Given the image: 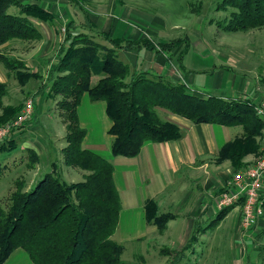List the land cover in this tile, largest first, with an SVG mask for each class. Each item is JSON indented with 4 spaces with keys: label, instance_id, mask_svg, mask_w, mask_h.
Listing matches in <instances>:
<instances>
[{
    "label": "trees",
    "instance_id": "16d2710c",
    "mask_svg": "<svg viewBox=\"0 0 264 264\" xmlns=\"http://www.w3.org/2000/svg\"><path fill=\"white\" fill-rule=\"evenodd\" d=\"M71 1L81 5L85 0ZM217 9L225 12L218 25L227 32L264 28V0H222ZM54 21L51 12L31 0H0V46L11 41L34 44L43 37L38 22L51 25ZM62 35L56 64L36 94L48 88L47 96L58 98L56 103L66 128L64 162L81 170L83 179L67 182L54 169L30 184L25 178L16 180L7 198V209L0 205V264L18 248L25 250L34 264H126L122 262L124 244L113 239L122 208L113 178L114 165L83 145L86 130L78 116L83 95L88 93L92 102L106 103L112 121L109 132L113 136V156L132 158L147 141L181 139L184 131L163 115L169 113L194 124L240 126L242 133L226 142L216 158L218 163L229 161L238 171L245 167L243 160L247 155L259 156L264 152V120L247 98L202 96L182 82L138 71L120 58V51L157 49L159 46L149 39L114 38L100 31L87 14L81 24H67ZM187 40L181 37L159 44L162 49L171 50L183 42L188 46ZM0 62L21 86L44 78L19 58L3 52ZM94 76L98 79L92 83ZM6 93L7 83H0V127L14 120L25 106L23 102L3 105ZM18 147L15 138H5L0 142V153ZM26 150L27 161L24 162V156L20 160L26 171H34L39 155L33 148ZM5 168L0 161V173ZM144 208L148 224L159 232H164L168 221L175 217L161 212L152 198L146 200ZM231 208L220 210L211 226L216 227ZM261 218L264 222V202ZM195 239L197 236L193 235L189 244ZM177 255L183 256V251ZM173 260V264L178 261Z\"/></svg>",
    "mask_w": 264,
    "mask_h": 264
},
{
    "label": "crops",
    "instance_id": "0c3cea01",
    "mask_svg": "<svg viewBox=\"0 0 264 264\" xmlns=\"http://www.w3.org/2000/svg\"><path fill=\"white\" fill-rule=\"evenodd\" d=\"M31 2L37 3L51 12L55 21L51 25L42 23L41 32L43 37L38 41L39 44L33 49L34 52L27 53V56L20 60L25 62L26 66L33 72L37 71L45 78L50 76V72L56 64L58 59L56 51L58 44L62 41V33L65 32L67 24L73 21L79 25L76 22L83 19L81 13L76 10L79 7L84 14V18L87 14L90 21L100 31L107 34L110 33L114 38L149 39L159 46L154 50L142 48L133 51H120L119 54L121 53L120 55H122L126 63L130 64L134 69L157 73L171 80L182 82L189 88L192 87L194 93L202 96L215 95L213 92H220L218 96L232 99L244 97L255 105L264 101L263 95L253 93L255 92L254 85L250 83L243 82L242 87L236 91V85L226 88L221 72L224 68L220 66L221 64H218L220 68L216 69V72L203 74L202 71H207V69L202 68V62L199 58L200 65L195 68L189 56L192 51L190 43L187 46L183 42L171 50L162 49L160 42H169L175 38L161 39L158 35V30L155 28H150V30L140 29L137 26V21L141 20L139 19L140 16L136 15L138 13H134V11L126 12L128 0H118L114 4L116 5L115 7H107L102 12L99 9H95L94 4L84 6L83 4L73 3L71 0H31ZM118 6L120 7L117 8ZM7 45L9 44L0 46V49ZM196 48H199L198 51L202 55V46ZM207 51L203 50L205 53ZM46 65H48V71L44 74L43 71ZM202 74L205 78H203ZM7 75L8 73L0 67V83L6 82ZM29 83L31 82L26 85L28 86ZM231 89L233 90L230 93ZM45 93L47 95V92ZM45 93L42 95L45 96ZM40 94H36L35 99ZM53 99L56 101L58 98L53 97ZM164 114L166 118L181 127L184 131L183 137L177 141L160 143L147 141L136 157L128 158L113 156L112 154L113 136L109 132L112 127V121L106 112V103L104 101L92 102L88 93H85L78 107L80 124L86 130V136L83 141L84 147L94 151L114 165L113 178L122 203L119 219L121 228L119 235L122 240L136 239L139 241L147 238L149 234L167 237V240L176 238L174 231V223L176 221H173L177 219V214L165 209L163 213L170 212L175 217L168 221L164 232H159L154 225L148 224L144 207L146 200L150 198L157 201L159 209L162 203L166 204L167 207L178 200L182 203L186 197L181 195L177 198L183 192L177 176L183 169H189L192 175L191 179H194L193 185L199 190L191 199L190 206L192 209L189 214H197L198 218L202 216V218L198 219L202 220V223L205 221L206 215L207 218L212 216V203L216 205L218 211L225 209L218 207L219 197L222 193L228 192L229 189L232 191L231 181L236 170L229 161L218 163L216 158L226 142L240 135L241 130H234L238 126L228 127L210 123L194 124L178 115ZM33 116H36L35 112ZM29 126L31 125L29 124ZM30 128L31 130L35 129ZM10 138H15L18 146L22 149L33 148L29 139H27V128L26 132L21 136L13 134L12 136L10 135ZM34 150L37 151L36 149ZM252 156L253 154H249L244 158L245 164L251 162ZM33 181L34 178L28 184ZM230 207L232 208L218 223L217 227L222 228L223 225H227L230 231L234 233L235 231L233 230H238L241 226L242 212L239 204H234ZM186 219L187 224L183 225L182 241L177 243L178 249L186 248L192 237L190 232L193 230V224L196 220L194 217ZM252 232L253 230H248L245 235H242V233L233 234L238 240L236 244L238 245L237 251H239V255L237 254L236 261H238V257L241 258L237 264H245L249 260L251 263L254 262L252 256L255 250L249 248L253 243ZM30 261L28 253L18 248L11 252L4 264H31Z\"/></svg>",
    "mask_w": 264,
    "mask_h": 264
},
{
    "label": "rangeland",
    "instance_id": "374dc122",
    "mask_svg": "<svg viewBox=\"0 0 264 264\" xmlns=\"http://www.w3.org/2000/svg\"><path fill=\"white\" fill-rule=\"evenodd\" d=\"M116 1L118 0H85L83 5L94 4L95 9H99L102 12L107 7H115ZM221 1L128 0L126 12L134 11V13H138L136 15H139L141 20L137 21V26L140 29L145 28L147 30L155 28L158 30L157 32L161 39L167 40L181 36L187 38V41L192 45V51L189 56L194 67L196 68L200 65L199 58L202 62V68H206L210 73L216 72V69L220 68L218 64H221L220 66L224 68L221 72L226 88L236 85V91L242 87L243 82H247L254 85L255 92L253 93L264 96V28L251 29L245 32H227L218 25V21L225 16L224 11L217 9ZM76 10L81 13L83 18L76 23L81 24L84 21V14L79 7ZM41 25L42 23L38 22L37 27L40 31L42 30ZM37 44L39 43L11 41L6 48H1L0 52L13 58L21 59L27 56V53L34 52L33 49L36 48ZM198 46H202V55L198 51L199 48H196ZM203 50L208 51L205 53ZM120 58L125 61L122 55H120ZM0 67L8 73V69L2 62H0ZM47 67L48 65L45 66L44 74L48 71ZM203 74H207V72H203ZM44 78L32 79L29 81L31 83L28 86H21L13 75H7L8 93L3 98V105H18L20 102L25 103L27 100L32 99L36 115L33 116V113L22 125L12 129V134L10 135L21 136L26 132L27 128V139H29L33 149L38 151L39 163L34 171H26L23 165L27 161L25 157L26 148L22 149L19 147L11 152L0 153V161L6 166L3 172L0 173V205L5 210L7 209V198L13 191L16 180L20 177L25 178L27 183L33 178L38 181L46 173L56 169L61 178L67 182L74 183L83 179L81 170L67 166L64 162L63 148L67 144L64 139L66 128L56 101L51 96L47 97L45 93L47 89L43 92L45 96L42 93L35 99V92L38 90L40 82L45 80ZM203 78H205L204 75ZM97 79L98 77L95 76L92 83H95ZM190 89L192 90L193 88L190 87ZM213 93L219 95L220 92ZM30 127L35 129L31 130ZM234 130H241L240 134L242 133L240 126ZM262 142H264V139H262ZM22 156H24L23 163L20 160ZM259 156L253 155L251 162L246 163L245 166L251 165ZM191 176L189 169H183L177 176V180L181 183L180 187L183 190L177 198L181 195L186 197L182 203L178 200L168 207L163 203L160 206L162 212L165 209H169L166 211H171L178 215L177 219L173 221H176L174 223L176 238L167 240V237L149 234L147 238L139 241L136 239L122 240L119 235L121 230L119 224L113 239L125 246L122 262L134 264L144 261L146 262L145 264H173V259L177 258L178 261L174 264H237L241 260L238 257V261H236L239 251H237L238 245L236 244L238 240L234 236L235 233L245 235L246 232L242 231L243 228L241 226L238 230H233L235 231L234 233L230 231L227 225H223L222 228L212 227V220L216 219L219 213L213 203L211 204L213 214L211 217L209 216L210 218H207L206 215L203 223L201 222L202 220H198L202 216L198 218L197 214H189L192 209L190 206L191 199L193 195L199 192L193 185L194 179L192 180ZM188 217H194L196 220L190 233L192 236L196 235L197 239L192 241V243L190 242L193 246L188 243V248L178 249L177 243L182 241L183 225L187 224L186 218ZM253 228L251 233L253 243L249 248L255 250L252 256L254 262L251 263L249 260L245 264H264V222L262 218ZM182 251L183 256L179 257L177 252ZM30 262L34 264L32 260Z\"/></svg>",
    "mask_w": 264,
    "mask_h": 264
},
{
    "label": "built area",
    "instance_id": "2783aa9c",
    "mask_svg": "<svg viewBox=\"0 0 264 264\" xmlns=\"http://www.w3.org/2000/svg\"><path fill=\"white\" fill-rule=\"evenodd\" d=\"M34 102L29 99L21 113L11 122L0 127V142L9 138L11 130L22 125L34 113ZM257 113L264 120V101L255 106ZM264 151V149H262ZM256 159V158H255ZM250 163V162H249ZM232 191L224 192L218 200V207L241 206L240 224L247 232L263 214L264 202V152L251 165L245 166L233 174Z\"/></svg>",
    "mask_w": 264,
    "mask_h": 264
}]
</instances>
